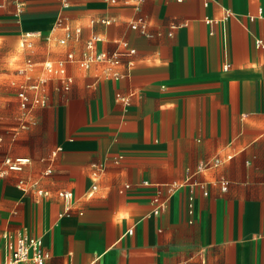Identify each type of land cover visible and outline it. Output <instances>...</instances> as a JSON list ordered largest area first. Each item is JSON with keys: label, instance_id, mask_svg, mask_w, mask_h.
Wrapping results in <instances>:
<instances>
[{"label": "crops", "instance_id": "crops-1", "mask_svg": "<svg viewBox=\"0 0 264 264\" xmlns=\"http://www.w3.org/2000/svg\"><path fill=\"white\" fill-rule=\"evenodd\" d=\"M258 38L264 0H0V259L9 231L46 264H264Z\"/></svg>", "mask_w": 264, "mask_h": 264}, {"label": "built area", "instance_id": "built-area-1", "mask_svg": "<svg viewBox=\"0 0 264 264\" xmlns=\"http://www.w3.org/2000/svg\"><path fill=\"white\" fill-rule=\"evenodd\" d=\"M106 1L109 3H116L119 0H106ZM140 24L141 22L133 23L132 26L138 27ZM99 39L100 38L98 36H93L88 41V44H87L88 47L92 48V46H94V43ZM61 42L65 43L66 40L62 39ZM256 45L258 47H264L263 40L258 38L256 40ZM129 51L130 53H133L134 48H130ZM119 55H120V52H114L112 55H108L106 52H98L96 54L90 53L86 55L84 59L80 61V65L85 67L95 60L105 61L110 64H117L120 62ZM73 58H74V54L69 53L68 60H71ZM28 63L32 64V61L29 59ZM64 65H65V60H61L57 67L53 66L52 64H48L47 69L51 73H61V72H64ZM227 67H228V64L225 65V68ZM115 76L117 77L118 75L115 74ZM45 81L46 79H42L40 82L32 84L31 87L33 89H38L42 85V83H44ZM19 96L21 98V105L23 107H27L30 98L26 90L22 89L19 92ZM37 98L35 99V102ZM122 99L125 102L128 101V99L125 97H122ZM36 103L44 104V102H36ZM0 141H1V138H0ZM28 162H29V158H25V157L6 159V164L8 168L12 170H21L24 167V165ZM219 164H220V159L217 158L212 163L201 164L198 169L199 171L206 170L210 167L218 166ZM48 172H51V168L47 169L46 173ZM21 182H20V185H22ZM95 187L96 186H93V188ZM227 187H228V181L222 180V188L227 189ZM60 195L63 196V198L67 202H69L71 198L73 197V193L69 190L60 191ZM164 206H165L164 203L160 204V206L155 208V212H159L161 209L164 208ZM67 211L69 210L67 209ZM132 232H133V228H129L127 231V233H132ZM49 257H50V251L45 247L42 236L32 235L26 232H9V231L3 234V258L0 259V264H46V261L48 260Z\"/></svg>", "mask_w": 264, "mask_h": 264}]
</instances>
